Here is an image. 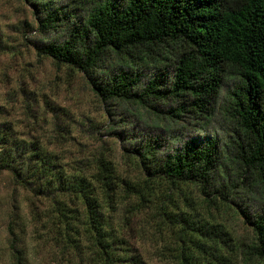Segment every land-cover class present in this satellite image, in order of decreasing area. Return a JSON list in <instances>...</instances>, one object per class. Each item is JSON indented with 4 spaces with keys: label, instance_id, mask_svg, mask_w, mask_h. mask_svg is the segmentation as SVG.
<instances>
[{
    "label": "trees",
    "instance_id": "trees-1",
    "mask_svg": "<svg viewBox=\"0 0 264 264\" xmlns=\"http://www.w3.org/2000/svg\"><path fill=\"white\" fill-rule=\"evenodd\" d=\"M29 1L37 11L48 10L41 27L51 29L57 20L68 25L66 38L38 46V53L89 76L105 102L167 104V116L151 120L156 132H138L125 146L141 170L142 186L161 180L175 188L193 184L202 203L214 205L230 201L240 181L264 183V0H65L53 8V0ZM108 55L127 69L98 78L94 74ZM228 81L234 83L222 122L211 129ZM12 133L0 124V170L36 198L50 200L65 229H84L98 264H139L138 256L120 248L109 217L117 210L120 183L130 187L126 195L140 198L142 186L119 179L104 157L91 174L68 172L41 140ZM196 133L208 137L199 141ZM180 221L181 235L196 238L181 236L170 254L176 264L264 260V215L252 217L254 239L241 245L221 225L186 214ZM10 249L11 264H27L15 233Z\"/></svg>",
    "mask_w": 264,
    "mask_h": 264
},
{
    "label": "rangeland",
    "instance_id": "rangeland-1",
    "mask_svg": "<svg viewBox=\"0 0 264 264\" xmlns=\"http://www.w3.org/2000/svg\"><path fill=\"white\" fill-rule=\"evenodd\" d=\"M56 3L64 6L66 1L53 0L50 8ZM47 11L43 7L35 10L29 0H0V124L9 125L15 137L41 140L68 172L91 174L97 168V158L104 157L119 179L142 186L141 170L125 146L138 132L155 133L151 120L167 116V104L160 100L105 102L95 93L89 76L38 53V46L66 38L67 20H57L51 29L41 27ZM121 67L127 69L118 57L108 55L94 75L101 78ZM233 83L223 86L220 107L209 128L222 122L221 108ZM193 136L199 141L208 137L202 133ZM128 188L120 183L121 195L117 210L110 211V225L120 248L138 256L139 264H176L170 254L179 246L181 236L196 238L181 235L183 214L221 225L240 245L254 239L252 217L264 215L263 182L240 181L230 201L214 205L202 203L198 187L189 183L175 188L157 181L142 186L143 198L126 195ZM49 201L36 198L20 187L9 171L0 170V264H11L14 233L18 246L27 251V264H98L84 229H76L77 224L72 231L65 229ZM82 213L77 221L80 225ZM238 264H264V260L241 259Z\"/></svg>",
    "mask_w": 264,
    "mask_h": 264
}]
</instances>
